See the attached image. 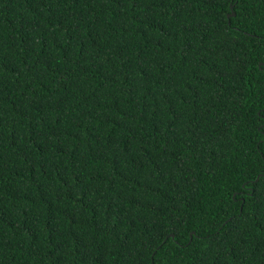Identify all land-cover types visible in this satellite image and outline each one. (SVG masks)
I'll return each instance as SVG.
<instances>
[{
    "label": "trees",
    "instance_id": "1",
    "mask_svg": "<svg viewBox=\"0 0 264 264\" xmlns=\"http://www.w3.org/2000/svg\"><path fill=\"white\" fill-rule=\"evenodd\" d=\"M0 264H264V0H0Z\"/></svg>",
    "mask_w": 264,
    "mask_h": 264
},
{
    "label": "water",
    "instance_id": "2",
    "mask_svg": "<svg viewBox=\"0 0 264 264\" xmlns=\"http://www.w3.org/2000/svg\"><path fill=\"white\" fill-rule=\"evenodd\" d=\"M234 14V12H231L228 16H230V15H233ZM257 179V178H256ZM172 235V234H171ZM173 236V235H172Z\"/></svg>",
    "mask_w": 264,
    "mask_h": 264
}]
</instances>
